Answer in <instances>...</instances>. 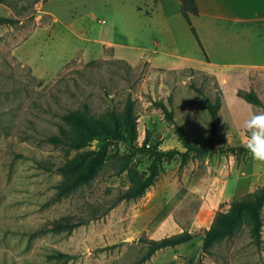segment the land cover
Listing matches in <instances>:
<instances>
[{
	"label": "rangeland",
	"instance_id": "1",
	"mask_svg": "<svg viewBox=\"0 0 264 264\" xmlns=\"http://www.w3.org/2000/svg\"><path fill=\"white\" fill-rule=\"evenodd\" d=\"M145 6L143 0H9L0 17V264H63L50 256H74L65 264H264L245 223L230 237L204 249L202 230L221 213L264 186V163L249 153L191 154L164 160L156 183L137 200H121L128 189L123 172L127 146L111 147L99 175L66 198L57 196L59 169L75 155L49 138L63 116L90 108L99 116L134 102L141 146L147 134L159 150L185 152L156 103L175 113L177 125L199 146L243 147L244 122L262 107L238 92L254 91L264 103V70L213 72L153 68L119 57L112 45L114 14ZM120 16L125 25L132 18ZM126 15V16H125ZM126 26V25H125ZM126 51V50H124ZM222 100L213 133L207 101ZM170 98L172 101H169ZM93 143L90 149H98ZM153 158L137 155L130 166L147 173ZM95 209L98 220L68 232L44 231L71 216L80 220ZM264 224V209L262 212ZM197 232L189 243L146 258L148 241Z\"/></svg>",
	"mask_w": 264,
	"mask_h": 264
},
{
	"label": "trees",
	"instance_id": "2",
	"mask_svg": "<svg viewBox=\"0 0 264 264\" xmlns=\"http://www.w3.org/2000/svg\"><path fill=\"white\" fill-rule=\"evenodd\" d=\"M9 0H0V4H6ZM185 11V18L190 24V15L198 13L196 0H180ZM17 20L0 17L1 25H14ZM194 31V29H192ZM240 97L247 104L262 107L264 103L254 91L238 92ZM169 101H172L170 98ZM165 119L174 128L175 134L181 141L185 152L179 150L161 151L158 140L151 142L150 134H147L141 146L134 144L138 138V118L134 111V102L128 100L125 108L118 112L108 110L96 116L91 113L90 108L85 106L82 110L70 111L63 116L64 124L60 125L59 133L49 138L54 146H64L75 155L69 158L59 169L62 176L57 186V196L66 198L76 193L84 186L90 185L104 168L109 158L111 147L119 145L127 146L130 153L124 157L123 172H127L129 187L121 195L122 200H137L143 197L146 192L156 183L160 174V165L164 160H171L176 156L182 158V165L187 163L191 154L203 155L206 153L220 154L226 156H238L248 153L244 147H217L214 143L199 146L190 140L184 131L175 121V113L165 103L158 102ZM222 107V100L218 97L214 102L207 101V110L212 120L213 133L217 131L219 124V112ZM93 143H98V149H90ZM147 156L153 161L147 173H140L130 166L132 159L137 156ZM264 209V186L251 195L249 198L236 202L227 213H221L210 229L202 230L204 237V249L208 250L215 242L232 236L243 224L250 228L251 237L257 246L262 243L263 212ZM107 210L95 209L91 215L80 220L71 216L61 218L51 223L44 231L68 232L88 224L90 221L103 218ZM197 232H185L180 235L164 238L159 241H148V252L146 258L151 257L157 251L166 248H173L189 243L195 239ZM51 259L61 261L63 264L74 259V256L62 252L50 256Z\"/></svg>",
	"mask_w": 264,
	"mask_h": 264
},
{
	"label": "crops",
	"instance_id": "3",
	"mask_svg": "<svg viewBox=\"0 0 264 264\" xmlns=\"http://www.w3.org/2000/svg\"><path fill=\"white\" fill-rule=\"evenodd\" d=\"M143 1L133 15L122 11L132 18L126 26L124 14H114L111 42L130 64L144 58L163 70H264V0H196L190 24L180 0Z\"/></svg>",
	"mask_w": 264,
	"mask_h": 264
},
{
	"label": "clouds",
	"instance_id": "4",
	"mask_svg": "<svg viewBox=\"0 0 264 264\" xmlns=\"http://www.w3.org/2000/svg\"><path fill=\"white\" fill-rule=\"evenodd\" d=\"M243 147L256 162L264 163V112L252 114L244 122Z\"/></svg>",
	"mask_w": 264,
	"mask_h": 264
}]
</instances>
